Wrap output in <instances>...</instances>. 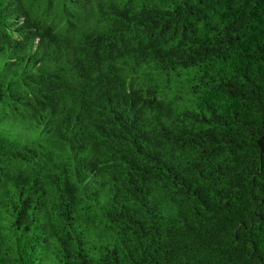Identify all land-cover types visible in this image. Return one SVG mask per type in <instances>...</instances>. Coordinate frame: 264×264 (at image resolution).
<instances>
[{
  "label": "trees",
  "instance_id": "obj_1",
  "mask_svg": "<svg viewBox=\"0 0 264 264\" xmlns=\"http://www.w3.org/2000/svg\"><path fill=\"white\" fill-rule=\"evenodd\" d=\"M0 264H264V0H0Z\"/></svg>",
  "mask_w": 264,
  "mask_h": 264
}]
</instances>
